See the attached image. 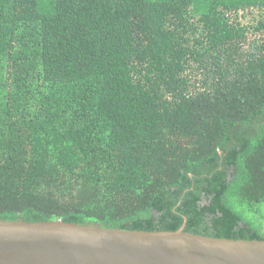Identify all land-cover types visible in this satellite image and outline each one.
I'll use <instances>...</instances> for the list:
<instances>
[{"label":"trees","instance_id":"16d2710c","mask_svg":"<svg viewBox=\"0 0 264 264\" xmlns=\"http://www.w3.org/2000/svg\"><path fill=\"white\" fill-rule=\"evenodd\" d=\"M184 217L264 239V0H0V219Z\"/></svg>","mask_w":264,"mask_h":264},{"label":"water","instance_id":"95a60500","mask_svg":"<svg viewBox=\"0 0 264 264\" xmlns=\"http://www.w3.org/2000/svg\"><path fill=\"white\" fill-rule=\"evenodd\" d=\"M0 219V264H264V239Z\"/></svg>","mask_w":264,"mask_h":264},{"label":"rangeland","instance_id":"374dc122","mask_svg":"<svg viewBox=\"0 0 264 264\" xmlns=\"http://www.w3.org/2000/svg\"><path fill=\"white\" fill-rule=\"evenodd\" d=\"M197 77L200 78V75L198 74Z\"/></svg>","mask_w":264,"mask_h":264}]
</instances>
